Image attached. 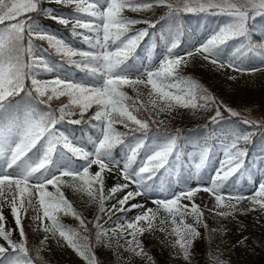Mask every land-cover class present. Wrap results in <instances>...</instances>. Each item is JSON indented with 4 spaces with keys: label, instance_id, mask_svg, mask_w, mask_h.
<instances>
[{
    "label": "rangeland",
    "instance_id": "obj_1",
    "mask_svg": "<svg viewBox=\"0 0 264 264\" xmlns=\"http://www.w3.org/2000/svg\"><path fill=\"white\" fill-rule=\"evenodd\" d=\"M50 1L57 3L62 10L59 13L51 11V19L81 38L95 41L104 55L108 53L106 50L111 41V32L117 30L140 38L147 31V24L155 17V13L173 7L169 2L161 0H138L142 4H136L126 14L123 12V0H73L74 5L70 9L67 8L69 2L66 0ZM167 1H177L171 3L181 7L173 8L187 15L200 13L210 7L244 12L235 18L240 21L246 14L244 10L264 11V0ZM171 21L169 19L166 26L171 27ZM30 34L34 39L46 42L55 55L65 62H71L75 56L64 43L50 35ZM149 35L151 42L155 34L151 32ZM224 36L228 38L229 34H223L222 29H219L213 37L197 44L192 54H179L174 62L160 58L150 67L151 61L147 55L138 57V49L132 38L119 44L116 49L121 54H133L142 70L149 68L148 74L128 75L121 80L122 83L129 84L134 93L136 106L133 109H127L119 101H114L112 95L105 90L90 93L85 88L87 84L72 83L52 72L40 71L30 75L29 86L39 96L48 97V101L63 96L69 98V104L78 107L81 115L99 107L100 110L93 119L98 122L102 136L106 135L111 126H121L136 134L148 132L151 127L174 133L186 125L199 126L208 115L206 106L199 105L195 100L186 101L170 94L157 84L156 79L162 78L164 74L183 69L200 79H206L231 114L237 116L238 112H245L249 114L247 119L255 117L257 120L249 121L264 122L261 119L264 110V68L244 71L227 59L211 56L205 44L223 43ZM260 36L262 39L259 48L264 49V36L261 33ZM107 64L106 59L104 70ZM134 112H138L140 116H135ZM22 127L19 134L0 133V229L15 227L23 209L22 198L26 197L27 214L31 223L34 227L48 232L49 248L57 251L67 264L88 263L69 244L68 237L54 223L58 219L84 226L81 215L96 214L94 224L97 227V239L100 242L103 240L112 248L117 264L156 263L155 259L141 251V244L135 237L145 231L154 236L155 243L166 249L168 264H191L188 259L191 240L200 236L209 246L208 259L211 264H229L223 247L229 242L242 241L245 232L240 230L238 236L231 240L224 230L218 228L216 216H232L239 212L253 218V228H264V151L254 158L252 155L246 156L241 147V144L248 143L245 130H240L244 136L233 135L229 139L227 134L210 130L212 138L219 136L223 139L207 142L214 151V156L199 151L182 155L178 152L177 141L171 144L145 145L144 139H135L126 148L130 154L141 157L137 166L141 171L156 170L160 175L171 177L191 172L194 179L191 189L183 191L176 188L168 193L159 188L141 185L134 174L126 172L123 162H105L93 152L85 156L86 164L77 169L58 159L55 173L45 179L37 177L31 180L21 171L19 161L27 152L24 135L30 134L35 128L34 119L29 117ZM103 140L104 138L96 142L97 150ZM44 141V146L39 151L42 161L47 159L52 145L49 136ZM66 148L86 153L77 141L67 140ZM246 161H251L252 164L245 169ZM99 167L111 170L113 176H110L112 180L104 181L98 190L92 183ZM201 171H204L207 182L198 181ZM230 171L234 172L235 183L244 177L245 184L241 189L216 194L210 183L227 176ZM51 180L59 183L61 193L49 186L47 182ZM116 184L122 185L124 191L107 200L108 190ZM49 192L53 195H49ZM258 209L262 211L261 215L257 213ZM119 210L124 212L123 216H115V212Z\"/></svg>",
    "mask_w": 264,
    "mask_h": 264
},
{
    "label": "trees",
    "instance_id": "obj_2",
    "mask_svg": "<svg viewBox=\"0 0 264 264\" xmlns=\"http://www.w3.org/2000/svg\"><path fill=\"white\" fill-rule=\"evenodd\" d=\"M161 1L169 2L173 7H181L171 3L177 1ZM72 4L70 3V6ZM135 4L142 2L123 0V12L128 14ZM172 8L168 7L167 10L155 13V17L147 24V31L142 34L141 39H136L138 49L149 55L150 65L160 58L174 62L181 53L190 55L197 43L205 41L222 29L223 34H229L228 38L224 36L223 43L205 44L211 56L227 59L244 71L264 68V50L258 47L262 39L260 33L264 36V11L244 10L246 14L240 21L235 18L244 12L210 7L201 10L200 13L187 15L179 9ZM51 11L59 12L60 9L58 4L48 0H0V133L21 132L22 124L27 117L32 116L34 119L35 128L31 134L25 136L29 149L20 161V168L28 178L45 179L58 169V159L64 160L67 166L77 169L86 164L85 156L93 152L105 162H123L126 172L133 173L140 184L148 188L156 187L168 193H172L176 187L187 191L193 182L189 175H178L174 179L160 177L156 170L141 171L137 167L141 158L136 154L130 155L125 147L135 138L141 137L145 138L147 143L178 141L179 153L185 155L191 149H202V144L213 142L209 133L211 129L240 137L244 136L240 130H245L248 143L241 144L244 152L248 155L257 152L262 154L264 122L249 121L256 119L255 117L247 119L249 114L245 112H238L237 116L231 114L206 79H200L183 69L171 70L170 73L164 74L162 78L156 79L157 84L186 101L195 100L199 105L206 106L208 115L199 126L186 125L174 133L152 127L148 132L135 134L121 126H111L106 135L102 136L98 122L93 119L100 110L99 107L81 115L79 108L72 107L69 98L65 96L49 101L47 97L38 96L33 87L29 86L30 75L40 71H54L72 82L83 80L90 86V89L86 87L90 93L105 90L112 95L113 100L119 101L127 109H133L136 106L134 93L130 85L122 83L121 80L127 74L138 76L149 73L148 70H142L132 56L125 57L114 50L115 45L123 42L128 36L119 31L111 33L109 63L106 72L103 73L105 62L100 48L94 41H86L56 24L49 16ZM169 19H173L171 27L166 26ZM29 32L51 35L67 44L76 54L73 64L59 60L47 47L46 42L34 40ZM151 32L155 34L152 42L149 40ZM134 115L140 116L138 112H134ZM261 117L264 119V110ZM47 136L52 140V145L50 154L43 163L39 160L38 150L43 147ZM102 137L104 140L97 150L95 144L98 139L102 140ZM67 140L80 143L86 153L68 150ZM251 164L248 162L245 168ZM110 176H113L111 170L99 167L92 184L99 190L104 181L112 180ZM233 176L234 173H231L219 182H212L214 192L220 194L223 190L241 189L245 181L242 180L240 186H236L232 180ZM199 181L206 180L200 177ZM47 183L58 192H62L59 183L53 180ZM123 191L124 187L116 184L108 190L107 200L119 196ZM48 194L53 195L50 192ZM22 206V213L15 227L7 226L0 229V264H67L57 251L49 248L48 232L34 227L31 223L27 214L26 197L22 198ZM261 212L260 209L257 210L259 215ZM115 213V216L124 214L121 210ZM95 218L96 214L81 215L84 226L62 219L54 220V223L88 264H117L112 248L103 240L100 242L97 239ZM215 219L218 228L224 230L231 240L238 236L240 230L245 232L242 241L229 242L223 247L229 264H264V228H253V218L250 215L235 212L232 216L217 215ZM135 237L141 244V251L156 260V263L152 264H168L166 249L155 243L151 233L145 231ZM209 250L207 241L202 236L192 239L188 252L189 262L211 264L208 259Z\"/></svg>",
    "mask_w": 264,
    "mask_h": 264
}]
</instances>
